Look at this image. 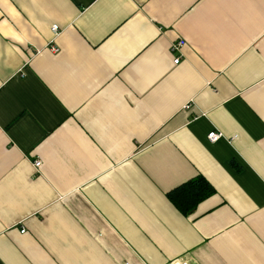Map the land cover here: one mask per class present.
I'll use <instances>...</instances> for the list:
<instances>
[{
	"label": "crops",
	"instance_id": "crops-1",
	"mask_svg": "<svg viewBox=\"0 0 264 264\" xmlns=\"http://www.w3.org/2000/svg\"><path fill=\"white\" fill-rule=\"evenodd\" d=\"M0 264H264V0H0Z\"/></svg>",
	"mask_w": 264,
	"mask_h": 264
},
{
	"label": "trees",
	"instance_id": "trees-1",
	"mask_svg": "<svg viewBox=\"0 0 264 264\" xmlns=\"http://www.w3.org/2000/svg\"><path fill=\"white\" fill-rule=\"evenodd\" d=\"M214 192V187L203 176L198 175L170 190L166 196L180 212L188 214Z\"/></svg>",
	"mask_w": 264,
	"mask_h": 264
},
{
	"label": "built area",
	"instance_id": "built-area-1",
	"mask_svg": "<svg viewBox=\"0 0 264 264\" xmlns=\"http://www.w3.org/2000/svg\"><path fill=\"white\" fill-rule=\"evenodd\" d=\"M57 29H58L57 24H53L51 26L52 33L55 34V32L57 31ZM185 45H186V42L183 39H181V38H178V40H175L174 42H172L170 44V51L174 54V57H173V63L174 64H177L181 60L180 52L182 51V48ZM51 49L54 52H57L58 51V48L55 47V46L51 47ZM176 53H178V54H176ZM188 106H189V104H186L185 107H188ZM221 137H222L221 132H218V131H215V130H213V131H211V132H209L207 134V138H208V140L210 142H215V141H217ZM41 165H42L41 160H38V159L37 160H34L33 166H34L35 170H38L41 167Z\"/></svg>",
	"mask_w": 264,
	"mask_h": 264
}]
</instances>
